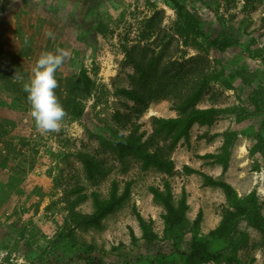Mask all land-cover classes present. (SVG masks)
<instances>
[{"label": "rangeland", "instance_id": "obj_1", "mask_svg": "<svg viewBox=\"0 0 264 264\" xmlns=\"http://www.w3.org/2000/svg\"><path fill=\"white\" fill-rule=\"evenodd\" d=\"M179 1L203 22L209 36L227 32L241 46L219 53L201 38H186L169 0H0V264H88L91 258L104 264H120V258L135 264L138 249L153 255L170 252L162 241L150 248L143 245L136 216L151 220L162 237L163 209L150 187H161L165 179L177 199L183 189L187 192L190 225L202 211L200 233L207 234L218 226L228 201L222 189L203 186L198 174H186L185 165L225 180L240 197L256 192L264 202V163L255 168L247 133L234 138L225 172L216 158L199 157L224 152L230 119L210 127L195 125L190 146L181 142L172 154V175L143 170L134 157L119 158L104 141L128 134L135 125L150 134L152 116H177L167 99L153 101L139 113L119 93L130 85L133 69L125 63L126 48L134 45L157 48L168 63L195 58L192 64L212 77L200 108L248 106L250 88L238 77L240 69L255 76L254 86L264 95V76L259 74L264 72V35L256 39L251 55L244 50L264 17V0ZM157 12L162 21L149 36L146 25ZM56 48L69 52L56 73L55 90L68 116L60 132L41 135L29 114L22 82L14 77L19 72L26 80L40 53ZM82 70L93 81L90 94L84 93ZM76 106L81 116L75 114ZM82 154L93 156L99 165L94 181L87 178ZM112 181L121 190L131 183L129 199L103 220L102 228L76 227L74 214L91 213V193L106 196ZM83 194L88 198L77 201ZM260 212L264 217V204ZM66 236L70 239L64 240ZM233 238L243 239L238 250L243 262H264V238L246 219L238 222Z\"/></svg>", "mask_w": 264, "mask_h": 264}, {"label": "trees", "instance_id": "obj_2", "mask_svg": "<svg viewBox=\"0 0 264 264\" xmlns=\"http://www.w3.org/2000/svg\"><path fill=\"white\" fill-rule=\"evenodd\" d=\"M169 2L176 11L177 25L186 38H201L208 49L219 53H224L233 46H241L240 40L227 32L209 36L203 22L190 13L183 3L179 0H169ZM159 14L157 12L146 25L149 36L156 33V28L162 21V17L158 18ZM262 35H264V17L260 26L253 32V37L244 46V50L248 54L253 53L256 39ZM144 38L148 39V37ZM156 49L154 47L144 49L136 45L126 48L125 63L132 67L133 74L130 76L129 87L120 89L119 93L132 101L139 113H143L153 101L167 99L172 103V108L177 116L171 118L152 116V132L150 134L140 131V126L135 125L128 134L118 133L105 139L104 141L118 157L124 159L127 156H132L140 162L143 170L153 168L166 175H172L176 169L172 154L181 142L190 146V132L195 125L210 127L220 120L230 119L232 124L224 133L226 137L224 152L218 156L209 153L199 157L216 158V162L223 165L225 172L228 169L229 148L234 138L240 132H244L248 134V147L252 149L256 160L255 168L259 167V163H264V95L261 89L254 86L255 76L245 69H240L237 72L242 82L250 88L248 106L200 108L198 103L209 87L212 80L211 75L192 64L195 58L180 63L173 61L168 63L164 62L162 52H157ZM261 59L264 62V57ZM259 74L264 76V72L259 71ZM80 80L84 93L90 94L93 81L85 70H82ZM74 110L77 116H81L83 113L82 109L77 106ZM80 158L85 167L87 178L94 181L100 171L97 161L88 154H82ZM183 170L186 174L200 175L203 186L217 187L223 190L228 207L224 209L218 226L207 234H201L200 226L203 219L201 210L190 225L187 220L189 210L187 192L183 189L180 198L177 199L170 181L165 179L161 187H150L154 200L163 209L161 215L164 226L162 237L154 230L151 220L144 219L138 213L136 216L142 233L143 245L150 248L162 241L169 245L170 252L153 255L138 249L134 263L264 264V262L257 263L253 260L248 263L243 262L238 256L243 239L236 241L233 238V233L241 219H246L264 238V217L260 212L261 204L264 202H259L256 192L240 197L232 185L225 180L214 178L188 165H185ZM130 186L131 183H127L121 190L120 184L117 181H112L106 196L97 192L91 193L92 212L75 213L76 227L102 228L103 220L129 199ZM81 189L78 187L75 190L80 192ZM87 198L88 196L85 194L79 195L77 201H84ZM187 234H190L189 239H187ZM65 239L69 240L70 238L66 236ZM132 239L135 243L138 242L134 234H132ZM88 264H104V262L91 258ZM120 264L128 263L120 258Z\"/></svg>", "mask_w": 264, "mask_h": 264}, {"label": "clouds", "instance_id": "obj_3", "mask_svg": "<svg viewBox=\"0 0 264 264\" xmlns=\"http://www.w3.org/2000/svg\"><path fill=\"white\" fill-rule=\"evenodd\" d=\"M46 35L54 38L51 31ZM68 56V50L63 48L43 51L26 80L19 72L15 74L14 79L22 82V90L27 94L30 106L29 114L34 120L36 131L41 135L60 132L68 116L55 92L59 86L56 73L62 68Z\"/></svg>", "mask_w": 264, "mask_h": 264}]
</instances>
